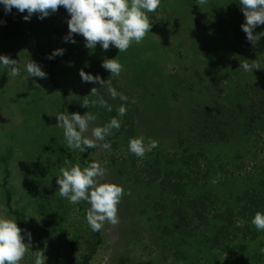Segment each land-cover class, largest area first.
<instances>
[{
    "label": "trees",
    "instance_id": "1",
    "mask_svg": "<svg viewBox=\"0 0 264 264\" xmlns=\"http://www.w3.org/2000/svg\"><path fill=\"white\" fill-rule=\"evenodd\" d=\"M178 5L187 7L190 14L188 29L193 27L208 41L202 53L214 55L216 63L221 61L223 66L233 65L227 69L232 73L227 80L224 71L208 73L196 64L198 57L182 55V48L195 50L189 41L181 43L178 53L166 50L167 54L171 53L167 66L157 67L153 52L162 53L165 49L153 40V36L161 33L158 23L151 26L149 40L143 39L138 44L139 52H135L134 46L124 52L117 51L119 63L125 61L128 56L125 54H137L136 59L128 56L137 74L132 72L124 80L105 71L101 65L109 57L103 51L86 48L78 37L82 35H72V40L77 39L75 43L64 40L70 16L63 7L58 15L53 13L39 19L33 14L25 21L23 16L27 12L13 8L5 13L0 4V20L6 21L0 28L5 32L3 39L9 33L27 32L32 37L33 25L37 26L41 42L38 46L32 40L31 44L35 49L38 46V54L47 64V78L56 88L52 101L55 112L97 115L91 127L103 126L113 117L121 121L120 128L113 129L105 138L104 142L111 143V150H103L107 170L104 181L131 193L125 194L118 205L119 224L108 223L113 236L108 254L110 264H264V255L259 251L264 247V231H258L251 223L257 211L264 213L263 68L253 71L255 74L260 71L259 81L253 84L236 76L243 71L240 67L243 60L264 57V44H253L256 49L249 51L251 42L245 40L241 29L245 18L239 0H206L203 5H198V0H161L160 3L161 9L170 11H175L173 7ZM170 19V28L162 32H168L175 43L172 11ZM260 32H264V25L254 29V34ZM57 49H63V54L49 59ZM9 50L7 47L5 52ZM178 55L184 57V62L175 63ZM206 59L207 66H213L208 56ZM168 61L172 62V68L168 67ZM173 64L177 67L173 68ZM81 69L104 81L111 78V86L129 98L128 102L123 101L127 105L126 115H118L116 99L109 95L107 85L82 82ZM200 81L205 84H198ZM93 87L112 106L111 112L98 104L91 105L98 98L90 94ZM86 96L89 105L84 108ZM228 103V109L221 108V104ZM155 105L164 109L158 116H168L164 127L155 125L158 116L154 119L148 116ZM46 108L39 111L42 119L35 115L41 120L40 130L27 150L20 149L23 157L20 162L17 160L16 171L28 193L38 194L31 199L41 223L35 229L38 248L53 242L67 250L65 264H88L103 244L104 232H93L89 227L86 209L90 205L81 201L74 210L66 198L57 195L52 199L54 194L44 197L42 192L59 190L56 177L66 159L83 168L95 161V148L83 153L68 148L63 130L56 127V113ZM175 110L182 112L183 117L174 114ZM139 136L145 138V145L149 139L158 141V147L152 149L154 156L147 154L144 165L137 166V158L131 153L121 158L114 155L130 138ZM5 150H0L4 175L1 208L22 228L25 218L11 205L12 195L6 187L7 161H11L12 153L10 148ZM26 170H33L30 176L23 173ZM72 211L78 219L72 217ZM45 264H52L51 258Z\"/></svg>",
    "mask_w": 264,
    "mask_h": 264
},
{
    "label": "clouds",
    "instance_id": "2",
    "mask_svg": "<svg viewBox=\"0 0 264 264\" xmlns=\"http://www.w3.org/2000/svg\"><path fill=\"white\" fill-rule=\"evenodd\" d=\"M161 0H0L4 6L5 13H10L13 8L18 12H27L23 16L25 21L30 20L33 14L39 19H44L63 7L70 19L67 20L68 35L64 38L66 42L75 43L71 37L73 34L82 35L85 40V47L94 50L99 44L102 50H109L114 46L119 52L126 51L135 42L139 44L152 26L147 13L155 12L160 6ZM206 0H198V5H203ZM245 22L241 25L246 38L252 44L264 36V32L254 34V29L264 25V0H239ZM6 21L0 20V24ZM63 49L55 50L48 58L52 59L63 54ZM0 65H3L8 74L16 77L20 74L17 60L10 59L6 55H0ZM111 75L119 76L123 66L116 58H105L101 65ZM246 72L259 70L256 61L243 60L240 64ZM25 68L30 77L46 79L47 74L40 66L31 59L25 62ZM82 82L99 83L107 85V91L112 99L119 97L121 101L128 102L129 98L118 93L108 79L104 81L100 76H93L79 71ZM38 86V85H37ZM39 87V86H38ZM98 88L93 87L90 94L98 97L91 101L92 106L97 104L112 111V106L99 95ZM82 107L87 108L89 101L84 97ZM118 115H126L127 109L122 104L118 108ZM56 127L63 130L64 139L68 148L79 150L81 153L90 148H101L111 150V143L104 142L113 129H119L121 121L113 117L103 126L91 127L97 120V115L86 112L83 116L78 113H58L56 116ZM90 132V135H87ZM158 147V141L149 139L145 145V138L139 136L130 138L128 149L130 153L138 158H143L147 152ZM64 167L59 169L56 183L59 185V195L66 198L70 203L77 204L81 201L87 202L90 207L86 209V221L93 232L102 230L105 222L115 226L119 224L118 205L125 194L122 186L104 181L107 170L100 162L93 161L81 168L79 164L73 165L71 161L65 160ZM219 176V174H218ZM213 180V183H217ZM251 223L258 231H264V213L257 211ZM21 229L17 226L15 218H8L0 215V264H19L29 251L30 244L23 243L24 237ZM31 241V234H27ZM264 255V247L259 249ZM34 264H45L46 257L43 251H35Z\"/></svg>",
    "mask_w": 264,
    "mask_h": 264
},
{
    "label": "rangeland",
    "instance_id": "3",
    "mask_svg": "<svg viewBox=\"0 0 264 264\" xmlns=\"http://www.w3.org/2000/svg\"><path fill=\"white\" fill-rule=\"evenodd\" d=\"M174 1V0H171ZM178 3V2H177ZM173 7V6H172ZM62 8V7H60ZM175 11L172 9V16H173V24H174V30H172V33L175 32V43L173 42V38L171 35H168V32H162L163 30H167L168 26L170 28V25L172 23L171 17V11L167 9H161L159 6L158 9L153 12V13H147V15L150 18V21L152 25H155L158 23V26L161 30V33H154L153 32V40H156L157 44L160 45L162 44L163 47L165 48V54L164 51L157 50L156 52H153L154 56V61L157 63V67H160V65L165 67L167 66V60L171 56L170 54H167L166 50L176 52L178 53L180 50V45L181 43H185L184 41H189L190 44H194L195 50L193 48H188V50H184L182 48V55H187L190 57L196 56L198 57V60H194L197 65L201 66L202 68L206 69L208 73H211L212 70L214 73H221V71H224L223 75L224 78L226 77V80L230 75L232 74L230 71L227 69H230L233 67L231 66H223L222 62L216 63L214 55L205 54L202 53V48L208 44V41L206 40L203 35H201L199 32H197L193 27L190 25V30L187 27L188 19H189V12L186 10L187 7L183 5H178L177 8L173 7ZM60 9H58L54 14L58 15ZM189 24V23H188ZM26 27V26H24ZM23 27V28H24ZM47 32V31H45ZM38 30L37 26L33 25V30H32V37L27 33L24 32L23 34L17 35V34H7V36L3 37V32L0 28V55H6L10 59L17 60V66L20 69V74L16 77H12L11 75L8 74V70L3 66L0 65V150L1 151H6V148H10V151L12 153V158L10 159L11 161H7V169L9 172V177L6 178V184L9 188V191L11 193V205L17 209L21 216H24L25 218V226L20 228L21 235L24 237L23 243L25 244H30L29 251L26 252L24 258L19 262V264H31L32 261H35V251H43L46 259L51 258L52 264H65L64 258L66 257V249L63 246L57 245L53 242H48L44 243V246L41 248H38L37 246V240L35 239L37 232L35 229L37 226L41 223H39L40 218L37 217L35 211H34V205L31 202V199L36 198L38 194H30L27 191V188L25 185L22 184L20 175L17 169L18 162H20L22 156V151L20 149H25L27 150L28 147H30L29 143L31 142V139L34 137V134L37 133V131L40 130L38 127L40 124V119L41 114L39 111H45L48 107L49 110L52 112L56 113L54 114L55 116L58 114L55 112L56 108L52 104V101H54V98L56 96V88L52 86V83L49 82V79H40L38 77H29L28 73L25 68V62L29 59L32 61L36 62L41 70L47 74V64L42 60V55L38 54L39 51V44L41 42V38L38 35ZM151 31L149 30V33H146L144 39L149 40V35ZM167 34V36H166ZM29 35V36H28ZM80 40L85 44V40L83 36H78ZM44 39L46 37H43ZM52 40H56V37H51ZM76 42L77 39L73 38ZM36 42L38 45L37 48L32 46L31 41ZM245 40L247 38L245 37ZM162 42V43H161ZM214 42V41H211ZM177 43V44H176ZM259 43L263 46L264 44V36L260 38L256 42L257 46H259ZM189 44V45H190ZM131 46H134L135 52H139L138 50V44L133 42ZM157 46V45H156ZM249 46L251 47L249 49L252 50V48H255V46L250 43ZM7 47H10V50L5 52V49ZM155 47V45H154ZM157 48V47H156ZM95 49L96 51H102L105 53L106 57H109V59L116 58L117 59V53L119 52L118 49H116L114 46H110L109 50L105 51L102 50L101 46L98 44ZM94 49V50H95ZM256 49V48H255ZM93 51V50H91ZM118 51V52H117ZM131 56L136 59L137 54H125V56ZM182 55H178L175 58V63H181L184 62V57ZM125 58V61H122L120 64L123 66L121 73L119 76H114L116 79L117 77L123 79L126 75H130L132 72L133 74H137V71L133 69L135 66L129 57ZM206 56H208L211 59L212 65L208 67V60L206 59ZM140 58V57H139ZM138 59V58H137ZM152 60V58H151ZM249 62L256 61L259 64L260 71L263 68V73H264V57L262 59H257V57H252V58H247L246 59ZM169 62V61H168ZM172 62L170 61L168 63V67L172 68ZM136 64L139 67V63L136 60ZM177 67L175 64H173V68ZM235 67V66H234ZM136 68V66H135ZM170 69V68H169ZM203 69V70H204ZM238 69V68H237ZM106 72L110 73L108 70H105ZM253 71L257 72L256 69ZM252 72H246L242 71L241 73H237L236 76L237 78H243L242 80H245L246 83H255L259 81V76L258 73H253ZM48 76V74H47ZM255 78V79H254ZM111 78L109 77V80ZM124 80V79H123ZM264 80V78H263ZM230 81V80H228ZM225 81H222V83ZM233 85L235 84L234 82H231ZM117 84V83H116ZM115 84V85H116ZM198 84L204 85L202 81L198 82ZM209 84V83H207ZM39 87H38V86ZM113 85V86H115ZM119 93H122V91H118ZM123 94V93H122ZM117 102V109L120 107L122 104L126 107L127 105L124 104L123 101L119 99V97L116 98L115 100ZM141 103H144L142 101ZM181 105H186V104H181ZM226 104H221V108L228 109L230 106V103L224 106ZM162 108H156L151 112L148 113V116L151 118H155L156 116L160 115L163 113ZM128 112H131L130 109ZM174 114L180 115L179 117H183V113L181 114L178 112V110H175L173 112ZM173 113H170L169 115L172 116ZM40 117V119L38 117ZM168 116H158L155 118V125L156 126H162L164 127L167 123H165V119H167ZM153 118V119H154ZM55 122H57L56 117H54ZM158 132V131H157ZM159 133V132H158ZM166 133V132H165ZM168 133V132H167ZM8 139V140H7ZM124 139V138H122ZM124 143L126 141L124 140ZM154 150H151L150 152H147L145 156L148 154L149 157L154 156L152 154ZM130 151L128 149V141L125 147L118 148L117 151H115L114 155L117 156L118 158L124 157L126 154H129ZM132 154V153H131ZM134 157H136L134 154H132ZM145 156L143 158H137V163L136 165H144V160ZM93 157L95 158V161L100 162L102 167H106V154L101 148H95L93 152ZM18 160V162H17ZM17 164V165H16ZM1 166V164H0ZM33 170L25 171L23 172L26 175H31ZM50 172V171H49ZM15 175H17V178H15ZM4 175L2 174V169L0 167V194H2V187L1 184L3 183L1 179H3ZM46 179V178H45ZM105 180V177L103 178ZM45 181V180H44ZM44 197L49 196L50 194H54L53 198H56L58 194V191L53 188L52 190H47L43 191ZM3 198L0 196V215L7 216L4 209L1 207V201ZM70 208L73 206L71 209H76L77 206L75 204L70 203ZM22 209V210H21ZM21 210V211H20ZM72 217L76 220L78 217L77 215L72 211L71 212ZM8 218H14L12 215H8ZM107 224V225H106ZM102 230L103 233V244L101 247L97 250L96 254L90 259L88 264H110L108 260V254H109V249L110 245L113 242V236L109 233L111 230L110 226L108 225L107 222H105ZM31 234V242L28 241V236L27 234ZM34 237V238H33ZM33 241V242H32ZM35 241V242H34Z\"/></svg>",
    "mask_w": 264,
    "mask_h": 264
}]
</instances>
